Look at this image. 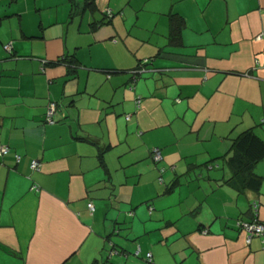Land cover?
I'll return each instance as SVG.
<instances>
[{
	"label": "crops",
	"instance_id": "obj_1",
	"mask_svg": "<svg viewBox=\"0 0 264 264\" xmlns=\"http://www.w3.org/2000/svg\"><path fill=\"white\" fill-rule=\"evenodd\" d=\"M245 131L264 0H0V264H264L236 227L264 224V156L229 182Z\"/></svg>",
	"mask_w": 264,
	"mask_h": 264
},
{
	"label": "trees",
	"instance_id": "obj_2",
	"mask_svg": "<svg viewBox=\"0 0 264 264\" xmlns=\"http://www.w3.org/2000/svg\"><path fill=\"white\" fill-rule=\"evenodd\" d=\"M105 17L107 16L105 15ZM182 24V20L171 15L170 32L172 39H176ZM11 51L8 52L11 53ZM147 62L148 60L146 62L140 61L139 67H144ZM233 147L235 153L227 159L231 169L229 182L238 186L256 188L258 179L253 176L252 168L264 156V142L252 131H245L234 140Z\"/></svg>",
	"mask_w": 264,
	"mask_h": 264
},
{
	"label": "built area",
	"instance_id": "obj_3",
	"mask_svg": "<svg viewBox=\"0 0 264 264\" xmlns=\"http://www.w3.org/2000/svg\"><path fill=\"white\" fill-rule=\"evenodd\" d=\"M105 15L107 17H112L113 15V12L111 11V9L107 8L105 9ZM257 39H263V36L262 35H259L257 36ZM7 51H11L12 49V45L9 43L7 45H5L4 47ZM146 62V60L144 61ZM143 68V67H141ZM144 70V69H142ZM141 70V71H142ZM56 103L55 102H50L48 107H47V110H46V114H45V119H46V122L48 124H52L55 122L54 120V114L56 112ZM8 152V147L7 146H3L0 148V156L1 155H4ZM153 160L155 162H159L162 160V154L160 152V150L158 149H155L153 151ZM18 158V157H17ZM30 168L34 171L36 170H39V163L37 160H32L30 162ZM159 180H161V178L159 177ZM39 187L37 185H32L31 186V189H38ZM87 208L89 209V211H93L94 210V205L92 202H89L87 204ZM256 208H257V204L256 203H253L252 205V210L256 212ZM236 227L237 229L243 231L245 234H246V242H249L250 239L252 237H260L262 239V242L264 243V224L262 222H260L257 218V216L253 213V217L250 221H244V220H240L238 219L236 221ZM150 253H147L146 255V258L147 260L150 262L151 261V257H150Z\"/></svg>",
	"mask_w": 264,
	"mask_h": 264
}]
</instances>
